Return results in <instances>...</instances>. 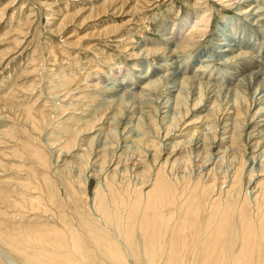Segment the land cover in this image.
<instances>
[{
	"label": "rangeland",
	"instance_id": "rangeland-1",
	"mask_svg": "<svg viewBox=\"0 0 264 264\" xmlns=\"http://www.w3.org/2000/svg\"><path fill=\"white\" fill-rule=\"evenodd\" d=\"M256 1L264 11V0ZM242 2L0 0V218L27 236L52 227L63 230L62 222L83 231L79 221L86 219L88 211L84 197L92 199V204L100 180L104 183L110 179L120 197L125 194L122 199L128 192L131 198L146 194L152 188L153 166L164 163L165 157L178 148L182 151L180 160L173 168L168 165L172 168L169 183L180 187L182 181L223 182L241 168L247 188L249 172L264 170V148L252 152L250 144L256 140L247 138L250 131L264 125V117L254 115L260 106H250L249 85L245 91L227 93L225 83L233 74L236 83L252 68L237 72L245 61L240 58L225 64L214 61L201 70L198 62H193L202 49L212 53L216 43L230 34L237 37L240 46L232 55L247 50L263 62L264 22L253 21L260 14L249 13L256 3L248 6L250 2ZM202 18H208V24L197 22ZM195 24H202L200 31L193 28ZM178 63L187 69L178 71ZM187 78L189 83H184ZM150 82H156L150 97L141 102L137 95ZM207 82L216 91L221 90L214 97L217 113L209 112V121H203L211 103L205 99L206 109L190 108L182 122V127L191 123V130L200 131L205 126L200 134L205 144L199 151L195 149V136L180 147L173 143L175 139L170 148L144 149L139 137L155 142L163 139L162 145L170 142L163 137L170 125V118L162 115L165 101L182 92L191 106L197 93L207 96L205 90L200 91ZM115 90L136 92L137 97L116 98ZM237 110L242 113H233ZM253 117L256 121L250 122ZM90 128L91 133L86 134ZM175 133L180 135L181 131ZM219 136L225 141L221 143ZM112 164H119L118 170ZM91 173L95 177L87 179ZM148 174H152L151 180L146 178ZM46 184L43 193L40 186ZM221 186L224 190L227 184ZM246 191L249 198L255 195L252 189ZM30 198H40L41 204H30ZM166 199L169 202L166 200L165 208L169 210L172 202ZM110 204L113 208V201ZM253 209L251 215L257 219ZM261 211L264 218V206ZM0 249L16 263L27 264L4 244ZM25 250L30 254L38 251L28 245ZM96 259L101 260L100 253H96Z\"/></svg>",
	"mask_w": 264,
	"mask_h": 264
},
{
	"label": "bare ground",
	"instance_id": "bare-ground-1",
	"mask_svg": "<svg viewBox=\"0 0 264 264\" xmlns=\"http://www.w3.org/2000/svg\"><path fill=\"white\" fill-rule=\"evenodd\" d=\"M245 2H250L248 6L256 3L249 13L260 14L259 19L253 17V21L259 20L264 22V11L257 4V1L243 0L242 3L244 4ZM208 20V18H202V20H197V22H202L205 25L208 24ZM201 25L195 24L193 28L198 29ZM198 30L200 31V29ZM194 31L192 35H194ZM192 35L190 38L194 39ZM170 44L176 46L177 43L172 42ZM216 44L217 47L214 51L212 50V53H208L207 50L202 49L193 58V62H198L201 70L206 67L208 68L211 62L214 61H221L222 64H225L235 60V58L245 59L243 61L244 64L238 67L237 72L242 74L245 70L252 69L244 73L238 81L236 80V83H233V78H235L234 74L228 77L225 83L227 86L226 92L231 93L233 90L236 93L245 91L244 89L249 85L247 87L248 94H250V98L252 99L250 106L252 107L254 104H258L256 107L260 106L254 112V115L262 119L264 117V58L262 60L263 62L259 59H254L251 55L252 53L247 50H241L240 53L238 52V54L232 55L233 52L240 50L237 37L232 34H230L228 39L221 40V42ZM175 51V49H170L169 52L174 54ZM176 68L180 72H184L187 69L179 63L176 64ZM187 81L188 78L184 80V83ZM192 81L195 83L193 79ZM155 83L153 82V85ZM153 85L150 82L147 87L141 89L140 94L137 95L140 97L141 102L146 100L147 96L150 95ZM205 85L204 89L203 85L200 86V91L205 90L207 96L205 95L206 97H203L204 95L202 96V93H197V97L192 98L194 99L191 105L193 107L188 105L182 92H178L176 97L173 100L171 99L172 101H165L162 108L166 110L162 112V115L163 118H170V125L166 129L163 137L166 141L170 140V142L162 145V138L160 142H155L154 140H147L145 138L140 139L141 137L138 136L139 138L137 140L142 142L141 145L144 149L151 152L153 147L158 149L163 148L162 146L170 148L173 145L171 141L175 139L173 143L180 147L194 136L195 149L198 150L205 144L201 138L205 126L200 131L191 130L188 127L191 123H187L186 127H182L185 122L183 119L188 114L189 109L191 108V110L195 111L199 109L204 110L206 109L204 107L207 105L203 103L209 100L211 103L208 109H206L207 115H204L203 121L209 118V112L217 113L216 106L218 105L217 99L215 100V98H217L216 95L221 90L218 88L219 91H216L208 82ZM122 91L115 90L116 98L128 95V98L133 99L136 96V92L128 94L126 90ZM236 106L233 105L234 108L232 109H235ZM251 107L248 109L250 110ZM229 109L231 108L229 107ZM235 111L231 112L238 113L237 115L242 113L238 110V112ZM225 120L228 121L227 119ZM254 120L255 118L253 117L250 122ZM261 121H264V119ZM232 123L234 122L232 121ZM229 124L231 125V122ZM225 125H228V123H225ZM198 128L200 129V127ZM91 129H87L86 134L91 133ZM174 131H181V134L176 135ZM143 136H145L144 133H142ZM183 136L188 137L182 140ZM247 138L248 141L256 140L250 144L252 152L264 148V125L250 131ZM224 139V137H220L219 140L222 143L225 141ZM216 143L214 139L213 145ZM214 147L217 148L219 146L214 145ZM224 148L226 147L224 146ZM180 154H182L180 148L173 149L165 157L164 163L158 166L156 165L155 167L153 166V178L152 174L146 176L150 180L151 178L153 179L151 184L152 188L147 193L145 192L146 194L139 193V195H134L133 198L130 197L131 195L128 197V192L127 196H125V198H128L127 201L125 198H123L125 201L121 198L125 194L120 197L122 194L120 193L119 195L117 193L118 191L114 190V186L109 183L110 179H106L104 183L100 180L94 189L92 204L90 202L91 205L89 201L92 199L89 200V198L84 197L88 211L86 212V219L79 221L81 223L79 226L85 229H83L84 233L83 231L74 229L70 224L62 222L64 223L63 230L60 229L62 231L52 227L45 231L36 230L34 235L27 236L20 229L11 227L10 224V226L7 225L8 223L0 218V244H4L12 253H15L27 264H264V218L261 215V207L263 208L264 206V170H261V173L249 172L247 188L243 184L246 179L241 168L235 171L233 170L232 176L225 177L223 182H219L218 179H202L192 183L186 180L187 182L184 183L182 181V185L179 187L173 182V184L169 183L167 177L169 169L171 170L176 166L180 160L178 156ZM168 165H171L172 168L170 166L168 167ZM110 166L114 170H118L119 168L117 167L119 164H112ZM142 176H144L143 173ZM93 177H95V173L89 174L87 179ZM175 181L178 182L177 179ZM225 183L227 186L223 190L221 185ZM46 187L47 184L41 185L40 190L44 193ZM245 189H252V193L254 192L255 195L249 198L247 195L249 192L246 193L247 191ZM166 197L172 202L169 210L165 208L167 207ZM32 199L33 201H30V204L34 206L39 205L40 198L36 200L34 198ZM112 201L114 203L113 208H111L112 205L110 204ZM251 209L256 214V218H260L258 221L251 215ZM215 217L217 220L213 219ZM236 244L237 247L235 246ZM27 245L37 248V253H28L25 250V246ZM87 246L91 249H88ZM245 246L249 249L245 248ZM0 253L3 256L0 255V264H10V262L12 264L14 262L15 264L17 262L4 250L0 249ZM96 253H100V261H97ZM16 264L20 263L18 262Z\"/></svg>",
	"mask_w": 264,
	"mask_h": 264
}]
</instances>
